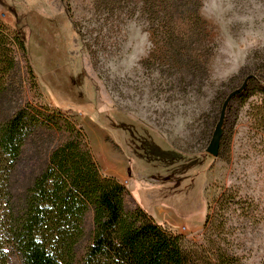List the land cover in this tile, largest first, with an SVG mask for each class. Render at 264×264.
Wrapping results in <instances>:
<instances>
[{"label":"rangeland","instance_id":"obj_1","mask_svg":"<svg viewBox=\"0 0 264 264\" xmlns=\"http://www.w3.org/2000/svg\"><path fill=\"white\" fill-rule=\"evenodd\" d=\"M152 11L144 0H0V23L27 45L3 114L23 101L60 109L102 174L128 187V206L195 258L264 264V0ZM243 86L214 155L222 104Z\"/></svg>","mask_w":264,"mask_h":264},{"label":"trees","instance_id":"obj_2","mask_svg":"<svg viewBox=\"0 0 264 264\" xmlns=\"http://www.w3.org/2000/svg\"><path fill=\"white\" fill-rule=\"evenodd\" d=\"M144 1L156 16L185 0ZM17 51L27 54L25 35L0 23V264L14 254L22 264H217L129 207L128 187L102 174L85 131L60 109L23 101L3 114L19 95Z\"/></svg>","mask_w":264,"mask_h":264},{"label":"water","instance_id":"obj_3","mask_svg":"<svg viewBox=\"0 0 264 264\" xmlns=\"http://www.w3.org/2000/svg\"><path fill=\"white\" fill-rule=\"evenodd\" d=\"M245 86H243L242 88L240 89H237L233 92H231L227 98L225 99V101L223 102L222 104V108H221V111H220V116H219V120H218V124H217V127H216V130H215V133H214V136H213V139H212V142H211V145H210V151L216 155L217 154V151H218V147H219V140H220V137H221V132H222V126H223V123H224V119H225V113H226V110H227V107L229 105V102L235 97L237 96L238 94H240L242 92V90L244 89Z\"/></svg>","mask_w":264,"mask_h":264}]
</instances>
